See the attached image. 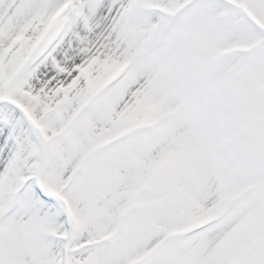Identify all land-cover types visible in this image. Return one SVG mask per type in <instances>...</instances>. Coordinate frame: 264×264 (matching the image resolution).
Segmentation results:
<instances>
[{"label":"snow or ice","instance_id":"1","mask_svg":"<svg viewBox=\"0 0 264 264\" xmlns=\"http://www.w3.org/2000/svg\"><path fill=\"white\" fill-rule=\"evenodd\" d=\"M0 264H264V0H0Z\"/></svg>","mask_w":264,"mask_h":264}]
</instances>
